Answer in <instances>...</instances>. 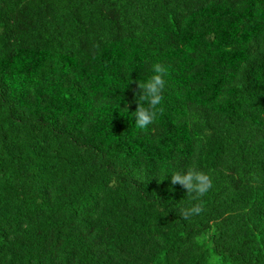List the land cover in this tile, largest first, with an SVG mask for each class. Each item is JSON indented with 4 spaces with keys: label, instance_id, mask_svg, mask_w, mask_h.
Wrapping results in <instances>:
<instances>
[{
    "label": "trees",
    "instance_id": "16d2710c",
    "mask_svg": "<svg viewBox=\"0 0 264 264\" xmlns=\"http://www.w3.org/2000/svg\"><path fill=\"white\" fill-rule=\"evenodd\" d=\"M0 264H264V0H0Z\"/></svg>",
    "mask_w": 264,
    "mask_h": 264
},
{
    "label": "clouds",
    "instance_id": "9594fccd",
    "mask_svg": "<svg viewBox=\"0 0 264 264\" xmlns=\"http://www.w3.org/2000/svg\"><path fill=\"white\" fill-rule=\"evenodd\" d=\"M152 75L142 84H137L140 96V102H137V108L133 112L135 124L139 129H146L150 124L157 119L159 108L162 103V89L165 86L164 77L167 74L166 68L155 63L151 67ZM117 107L115 104L114 108ZM170 178L173 184L180 183L187 189V195L191 199L182 209V214L187 217L199 216L203 212L202 198L213 188V178L209 173H206L196 166L187 167L183 170L173 172L166 176Z\"/></svg>",
    "mask_w": 264,
    "mask_h": 264
}]
</instances>
